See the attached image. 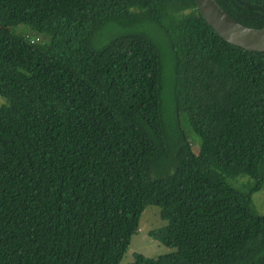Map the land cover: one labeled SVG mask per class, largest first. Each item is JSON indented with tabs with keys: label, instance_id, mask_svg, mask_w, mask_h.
<instances>
[{
	"label": "trees",
	"instance_id": "trees-1",
	"mask_svg": "<svg viewBox=\"0 0 264 264\" xmlns=\"http://www.w3.org/2000/svg\"><path fill=\"white\" fill-rule=\"evenodd\" d=\"M215 1L264 27V0ZM263 187L264 52L193 0H0V264H118L145 205L171 251L130 264H264Z\"/></svg>",
	"mask_w": 264,
	"mask_h": 264
},
{
	"label": "rangeland",
	"instance_id": "rangeland-1",
	"mask_svg": "<svg viewBox=\"0 0 264 264\" xmlns=\"http://www.w3.org/2000/svg\"><path fill=\"white\" fill-rule=\"evenodd\" d=\"M16 24V23H15ZM11 30L15 33H24L31 35L32 40H36L37 37L27 30L24 25L16 24L11 26ZM127 25L113 22L109 24L107 28H105V33H118V32H125L129 31ZM147 35L154 38L155 42L157 43L160 56H161V63L163 66V77H162V88H161V108L163 110L164 116L169 114L171 108V62L170 56L168 51V46L163 41L161 36L158 34L156 29L154 28L153 24L147 23L146 29ZM46 36L38 37L39 40H44ZM94 43V41H93ZM179 124L182 125V116H179ZM184 132L187 136L191 139V142H194V134L188 128L182 125ZM194 136V137H193ZM196 138V137H195ZM239 181H244V179H239ZM230 183L232 181H229ZM252 203L255 210L260 213L264 214V187L261 188L259 191L252 194ZM165 224V221L159 217L158 208L155 205H145L142 209L139 219H138V228L137 231L131 235L128 247L124 252L123 256L121 257L118 264H130L133 255L135 253H140L144 256L154 257L156 255H160L171 251L168 247L162 245L161 243L157 242L156 240L152 239L148 236L147 231L150 229H155L161 227Z\"/></svg>",
	"mask_w": 264,
	"mask_h": 264
},
{
	"label": "water",
	"instance_id": "water-1",
	"mask_svg": "<svg viewBox=\"0 0 264 264\" xmlns=\"http://www.w3.org/2000/svg\"><path fill=\"white\" fill-rule=\"evenodd\" d=\"M207 25L223 41L248 51L264 52V27L251 28L231 18L215 0H193Z\"/></svg>",
	"mask_w": 264,
	"mask_h": 264
}]
</instances>
